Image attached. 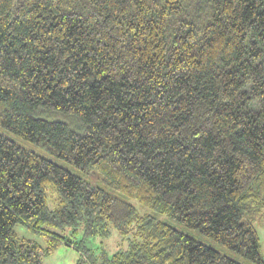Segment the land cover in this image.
<instances>
[{
    "label": "trees",
    "instance_id": "16d2710c",
    "mask_svg": "<svg viewBox=\"0 0 264 264\" xmlns=\"http://www.w3.org/2000/svg\"><path fill=\"white\" fill-rule=\"evenodd\" d=\"M0 127V264H264V0H0Z\"/></svg>",
    "mask_w": 264,
    "mask_h": 264
},
{
    "label": "rangeland",
    "instance_id": "374dc122",
    "mask_svg": "<svg viewBox=\"0 0 264 264\" xmlns=\"http://www.w3.org/2000/svg\"><path fill=\"white\" fill-rule=\"evenodd\" d=\"M38 115H40V116H42L48 120H59V121L65 122L71 128L78 129L75 127V124H74V122L76 123L75 119L78 121V118L76 116L66 114V113H63L60 111H43L41 113H38ZM0 130L4 131L1 127H0ZM4 132L7 134V136H9L12 140L17 142L19 145H21L27 149H31V150L37 152L38 154L62 165L63 167H65V168H67L73 172L79 173L72 164H70V163L66 162L65 160L59 158L58 156L52 154L51 152L47 151L45 148L38 146V145L28 141V140H25L15 133H12V132H9L6 130ZM51 199H54V194H52L50 196V199H49V205L50 206L52 205ZM132 202L135 204V206L137 207L138 212L140 214L152 213L156 219L169 223L173 227H175V228L179 229L180 231L192 236L196 240H199V241L217 249L218 251H221V252L229 255L230 257H232V258H234V259H236V260H238L244 264H252L250 261H248L245 258H243L242 256H239L238 254H236L234 251H232V250L226 248L225 246L213 241L212 239L205 236L201 232L185 226L180 221H178L174 218H171L167 214L153 212L148 207L141 205L140 203H138L135 200H133ZM254 225L256 227V230L258 232L259 239H260V251H261L262 255L264 256V210L256 218ZM15 229L19 235H23V236H26L29 238L37 239L38 241L43 243L41 236L39 234L35 233L34 231L28 229L24 224L18 223L16 225ZM79 238H80V234H78L76 236V239L72 238V240L77 241V240H79ZM126 240H127L126 238L119 235L115 230H113L111 235L106 237V238L88 237V238H85L84 241H85V245L87 247L93 248L95 250H98L101 247H103L104 249H107L108 251L113 253V252H115L121 248L126 247V244H127ZM78 257H79L78 251L71 244L61 243L53 253H51V254H49L43 258L42 264H75Z\"/></svg>",
    "mask_w": 264,
    "mask_h": 264
}]
</instances>
